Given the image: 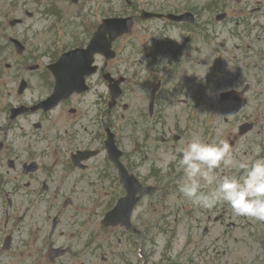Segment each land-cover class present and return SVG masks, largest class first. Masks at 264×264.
I'll return each instance as SVG.
<instances>
[{
  "label": "rangeland",
  "instance_id": "rangeland-1",
  "mask_svg": "<svg viewBox=\"0 0 264 264\" xmlns=\"http://www.w3.org/2000/svg\"><path fill=\"white\" fill-rule=\"evenodd\" d=\"M125 1L133 2V4L131 3L132 7L128 8ZM177 1L82 0L81 3L75 5L70 0H0V58L9 57L7 61H0V75H2L1 79H3L0 82L2 84L1 90L8 92L17 91L19 78L21 79L18 75L17 64L31 65L45 55H49V57L50 55L52 57L57 55L58 57L62 51L79 44V40L85 39L84 28L86 23L82 25V22L86 16L91 15L88 21L94 22L98 19L100 23L103 17L107 18L126 12L131 13L130 11L135 9V5L144 10L152 11L162 8L166 9L169 6L172 7V4L178 5ZM179 1L185 4H196L198 8H201V5H209L208 0ZM216 1H220L216 14L227 15L229 23L225 26L226 28L232 29L239 22V26H244V30H249L251 26H256L257 22L262 21L261 13H256L252 10L261 6L264 0H213L212 4ZM201 10L202 13L200 15L203 23L210 18L214 19V14H208L203 9ZM14 20H22V24L11 27L10 22ZM211 20L210 22H213ZM212 24L214 27L225 28L220 23L215 24L213 22ZM142 28L143 25H137L132 34L123 37L117 42L114 48L117 54L116 59L108 61L107 65L101 58L96 60L99 69L103 68L105 73H110L113 76L116 73H122L127 76V82L123 87L124 96L121 102L118 103L119 108H115L112 112V114L116 115L114 131L118 135L120 142H122L123 148L127 151L130 150L131 126L138 125L143 131L145 125L142 119L145 100L144 96L140 94H144L146 89L140 88L139 94H133L130 81V73L132 71L130 54L134 48L133 45L138 42L139 46H141L146 42L147 33ZM88 32H92V29H89ZM12 36L18 39H26V42H24L26 53L23 58H19L13 47L11 48L8 45V38ZM88 40L85 39L83 42H88ZM215 42L220 41L215 40ZM201 46L204 48V41H201ZM209 54L208 49H203L200 61H197L195 65L196 69L187 62L171 81V87L175 91V98L166 103V107H169L166 114L171 119L178 118L176 122H182V125H179L183 135L181 141L168 144L157 142L159 136L168 138V132L173 128L172 126H167L163 130L162 127H156L153 135H142V137L147 138V157L143 158L145 154V151H143L135 159L137 162L140 161L138 171L145 174L149 172L148 168H153V180L158 181V186L169 189H161L160 193H157L152 199L143 201L133 215V219L136 218L139 228L144 226L151 228V240L145 245L143 250V253L145 252L144 254L148 256L147 264H264V233L262 228L256 227L255 230H258V232L253 234L252 230L255 221L246 218L247 221L250 220L251 222V225L248 226L247 223L239 219L240 217L234 215L226 204L218 205L213 209H203L185 200L178 192V182L183 174L182 172L178 174L174 169L177 165L166 162L163 156L166 152L180 149L193 134H198L195 130H184L183 122L187 119L189 110L185 108L186 112L183 114H180L177 110L184 101L193 102L197 99L198 94H203V104L200 111H197L198 121L194 119L193 123L198 122L200 127L203 128L204 124L209 122L212 105L209 95L204 96V94L208 93L203 88L205 85V74L210 70ZM21 59H24L26 63H21L23 61ZM6 64L10 65V70L5 68ZM42 72L43 70L31 73V78L26 76L25 80L29 83L26 94H30L26 95L27 97H31L32 94H47L49 92V86L41 78ZM254 77H260L259 71L254 73ZM4 82L7 83L6 86L3 85ZM256 82V80H249L247 90H252L250 94L258 92L257 86L253 87V83ZM89 83L93 87L87 94H104L107 105L110 100L109 91L107 83L103 81L101 75L97 74L90 79ZM92 100H94L93 97L90 98V101ZM125 104L127 105V110L123 111L122 108ZM224 108L230 111L232 107L226 104ZM230 112L231 114L227 117L228 120L231 117L240 115L237 106ZM58 113L57 111L54 114L55 117L52 116L48 120L41 117L40 114H36L32 118L24 116L18 118L12 124L10 141L12 138L15 141L20 162L25 154L24 143L27 137L33 141L38 140L36 137L30 136L32 135L31 130L34 129L32 126L34 122L39 120L42 123L41 128H44L49 133L48 138L52 139L55 131L61 126L67 127L68 122L73 118V115L69 112L64 113L61 117ZM121 115H123L122 119ZM224 126L221 125L219 130ZM198 135L202 139L205 137L202 130L201 134ZM206 137L213 142L211 136ZM236 143L237 147L234 152L241 158L243 157V151L251 148L250 138L237 140ZM42 144L39 143L38 146H42ZM12 158L13 156L7 155L5 157L3 155V161L0 165V173L7 180L9 188H12L16 182L24 184L30 181L31 175L41 176L40 168L38 171L32 172L30 176L21 174V167L13 171V169L9 168V162L12 161ZM100 160V158L94 160L93 166L100 165ZM47 163L52 164L50 158ZM13 172L16 173L17 177L14 176ZM167 174L169 176H164ZM97 175V173H94L91 174V177L95 178ZM27 189V192L9 195L13 204V214L21 217L22 214L27 212V223H31V221L40 223L45 218H52L53 215L62 212L60 227L66 233L60 236L57 245L70 241L74 245V250L78 249L80 252L77 258L68 254L61 259L50 260L47 258L42 260L40 264H145V259L138 250L139 241L136 250L135 245L132 244L134 239H130V236H127L125 232H121L118 228L111 229L101 226L104 206L107 202L108 205L114 204L118 195H105L103 192H93L83 183L76 192L60 195L56 201L58 208L50 211L47 209L46 202L51 199L52 195L40 194L39 189L34 185ZM34 190H38L37 193ZM67 199L71 201L68 205H66ZM3 202L4 200L0 196V220L4 219L1 209ZM225 211L228 212L227 217L225 216ZM223 214V219L226 218L223 223L212 224L208 221L209 217L222 216ZM230 218L231 220L228 221ZM11 228H13L12 223H10ZM205 228H209V230L205 232ZM224 229H226V233H223ZM24 232L25 229L20 233ZM24 238L23 235H19L20 241ZM83 243L87 245L88 249L81 252ZM12 253L15 252L13 251ZM29 253L19 256L12 264H19L23 260L31 259L33 254ZM10 262V259L0 260V264H11Z\"/></svg>",
  "mask_w": 264,
  "mask_h": 264
},
{
  "label": "flooded vegetation",
  "instance_id": "flooded-vegetation-1",
  "mask_svg": "<svg viewBox=\"0 0 264 264\" xmlns=\"http://www.w3.org/2000/svg\"><path fill=\"white\" fill-rule=\"evenodd\" d=\"M177 4H172V7L169 6L166 9L162 8L159 11L151 12L164 16L189 14L191 15L189 22L178 24L165 18L151 19L144 22L150 24V26L142 28L147 33L146 42L141 46H139L138 42L135 43L137 52L135 50L133 67L135 71L139 72L141 79L146 80L148 109L152 99L151 107L153 108V113L150 116L148 115L149 126L153 127L155 123H158L162 127V130L167 126H172V130L179 129V125L181 126L182 122H176L178 118L171 119L166 114L169 108L166 107V103L175 98V91L171 87V81H173L174 76L178 74L187 62L195 68L197 61H200L203 49H208L210 52L208 55L210 58V70L205 74V85L203 88L207 90L208 94L206 96L209 95L212 105L209 124L213 142L221 139L227 140L234 150L237 147V140L249 137L251 148L243 151V157L241 158L252 156L255 145L259 144L264 148V3H261L262 5L258 7L257 11L261 13L262 21L258 22V26H251L249 30H244V26H233L232 29L225 26V28L214 27L211 23L208 24L207 21L203 23L200 15L202 11L201 8H198V5L181 3L179 0ZM131 17H133L135 24L142 22L139 19L140 16L137 10L134 11ZM158 24L161 25L157 26ZM178 37L181 38V42L179 43L175 40ZM215 40L220 42H215ZM201 41L205 43L204 48L201 46ZM256 71H259V78L254 77ZM249 80L257 81L253 83V87L257 86L258 88L257 93L250 94L252 90L245 91L247 86H249ZM155 89L156 93H154ZM231 92L232 94H229ZM202 95L198 94L197 99L193 102L184 101L177 108L180 114L186 112L185 108H188L189 112H192V115L188 112L187 119L183 122L184 130L186 131L195 130L198 134H201L200 123L194 124L193 121L194 119L198 121L197 111H200L203 104ZM78 98L79 96L75 95L74 97L72 96L71 100L73 103H78ZM224 98L228 100L224 101ZM226 104L231 105L230 111L237 106L240 115L231 117L228 120L227 117L231 112L229 109L224 108ZM21 106L23 104L14 109ZM95 111H99L98 107ZM71 113L73 117H81L82 121L85 120V117L77 109H73ZM38 114L42 113L39 112ZM18 118L8 119L6 126L0 125V165L3 161V155L5 157L7 155L13 156L14 159L12 158L11 160L14 162L20 159L19 154H17L15 141L13 138L10 141L12 124ZM221 125H225L222 128L223 130H219ZM244 127H247V129ZM64 134L69 137L70 130H65ZM168 134V138L159 136L158 141L160 144H168L170 139L173 142H179L182 139L178 134L172 135L169 132ZM30 136L36 137L33 132ZM57 136L58 134L51 143L46 144V148H42L39 154H37V161L41 163L40 170H44V174L38 181L34 180V182L39 184L44 192L51 193L54 191L57 194H62L76 186V184L71 183V179H73L76 171L80 172L79 178L87 172H90V176L94 173H97V176H99L100 171L105 168V165L104 162H101L100 165L93 166L92 163L96 160V156L82 164L86 170L81 171L75 168L72 162L74 154L71 141H67L66 147L63 148L60 146L61 139L57 138ZM176 138H178L177 141H175ZM27 139L30 138L27 137ZM24 147L25 154L23 157H25L27 151L25 143ZM261 155L264 156V152ZM49 158L52 164L47 163ZM42 159L44 160L43 162ZM18 168L17 165H14L13 170H17ZM28 168L27 164L23 165L24 173ZM104 174L101 173L98 178H101ZM135 175L141 178L138 173ZM143 183L148 184V181L145 180ZM4 185L3 192L5 193L19 192L15 184L12 188H9L8 183H4ZM29 185L30 183L26 187H29ZM18 222H21V219ZM246 223L248 226L251 225L249 222ZM262 225H264V222H262ZM23 236L25 238L19 242L18 246L19 256L30 252L29 254H33L31 258L33 259L36 253L40 251V245L38 246V240L36 239L37 235L33 233V230L29 229L28 233ZM28 263L29 261L23 260L19 264Z\"/></svg>",
  "mask_w": 264,
  "mask_h": 264
},
{
  "label": "clouds",
  "instance_id": "clouds-1",
  "mask_svg": "<svg viewBox=\"0 0 264 264\" xmlns=\"http://www.w3.org/2000/svg\"><path fill=\"white\" fill-rule=\"evenodd\" d=\"M175 40L181 42L180 37ZM262 152L257 144L252 156L239 158L227 140L206 141L193 134L180 149L163 156L182 172L178 192L194 206L213 209L226 204L238 217L264 222Z\"/></svg>",
  "mask_w": 264,
  "mask_h": 264
}]
</instances>
